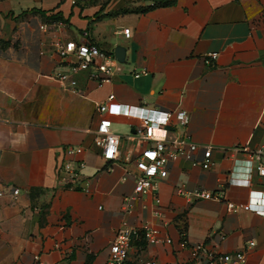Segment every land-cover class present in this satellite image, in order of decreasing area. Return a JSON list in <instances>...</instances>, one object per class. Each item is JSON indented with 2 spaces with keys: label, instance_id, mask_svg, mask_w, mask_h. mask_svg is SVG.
<instances>
[{
  "label": "crops",
  "instance_id": "0c3cea01",
  "mask_svg": "<svg viewBox=\"0 0 264 264\" xmlns=\"http://www.w3.org/2000/svg\"><path fill=\"white\" fill-rule=\"evenodd\" d=\"M61 39L110 53L120 45L125 60L100 87L87 72L59 82L54 76L67 70ZM104 101L122 138V158L111 165L93 143ZM121 105L187 110L184 131L212 146L211 165L169 159L155 191L125 210L134 159L148 142L129 137L139 120ZM245 145L264 148V0H0V264H33L35 255L43 264H105L117 230L144 224L171 242L134 243L125 264H181L192 255L183 239L264 264V176L230 150ZM78 160L88 190L59 187L61 163ZM253 163L264 165V155ZM195 190L223 197L198 198Z\"/></svg>",
  "mask_w": 264,
  "mask_h": 264
},
{
  "label": "built area",
  "instance_id": "2783aa9c",
  "mask_svg": "<svg viewBox=\"0 0 264 264\" xmlns=\"http://www.w3.org/2000/svg\"><path fill=\"white\" fill-rule=\"evenodd\" d=\"M40 28L46 30V25L42 24ZM120 32L125 37L130 35L129 28H123ZM57 47L62 66L67 68L65 72L54 76L59 82L65 80L69 74L76 72H87L88 79L94 82L97 87L113 80L118 62L113 53L106 52L97 44L86 40L61 39L57 40ZM208 55L213 59L217 57L216 52H211ZM70 88L73 92L80 93L76 85ZM112 98L113 94H110L107 100ZM96 106L97 111L102 116L95 128L93 143L100 149V157L108 165H111L122 158L120 148L122 138L111 130L112 122L105 115L107 111L106 102H101ZM118 111L123 112L124 115H133L139 120L138 125L134 127L129 137L148 142V145L142 148L134 159V187L132 193L123 198L125 210H131L132 203L138 196L155 191V179H162L166 176L165 164L169 159L181 157L190 161L193 165H200L204 169L211 165L212 146L193 141L184 131L189 123L187 110L179 108L173 111H163L121 105ZM198 150L203 151V159L199 162L193 159V154ZM230 150L245 156L248 171L254 168L259 176H264V165L261 163L254 165L253 163V159L259 160L264 155V148L249 150L245 145L235 146ZM64 151L67 154L77 155L82 153V148L66 146ZM84 165L83 160L62 162L58 168V186L80 188L87 191L89 179L83 176L82 169ZM247 181L248 179H244L241 183L245 184ZM18 192V188H12L10 195L16 196ZM1 194H3L2 191ZM192 195L198 198L215 200H221L223 197L222 192L207 190H195ZM229 206L235 208V205L231 202H229ZM242 207L247 210L249 205L246 203ZM158 213L159 210H156L155 215ZM181 235L184 237L185 233L181 232ZM142 241L147 244H159L170 243L171 239L162 236L157 227L149 224L140 227H121L117 230L109 245L105 264H125L130 248L134 243ZM181 244L192 251L191 257L181 264H242L245 261V253L241 250L233 253H215L206 243L190 244L186 239H183ZM248 245H253V242H249ZM33 264H43L39 255L33 257Z\"/></svg>",
  "mask_w": 264,
  "mask_h": 264
},
{
  "label": "water",
  "instance_id": "95a60500",
  "mask_svg": "<svg viewBox=\"0 0 264 264\" xmlns=\"http://www.w3.org/2000/svg\"><path fill=\"white\" fill-rule=\"evenodd\" d=\"M114 57L117 59L119 62H124L125 60V49L123 46H116L113 50Z\"/></svg>",
  "mask_w": 264,
  "mask_h": 264
},
{
  "label": "trees",
  "instance_id": "16d2710c",
  "mask_svg": "<svg viewBox=\"0 0 264 264\" xmlns=\"http://www.w3.org/2000/svg\"><path fill=\"white\" fill-rule=\"evenodd\" d=\"M56 18V17H55Z\"/></svg>",
  "mask_w": 264,
  "mask_h": 264
}]
</instances>
